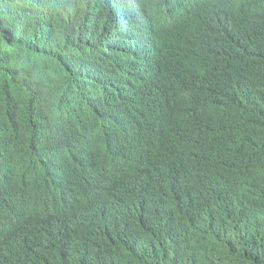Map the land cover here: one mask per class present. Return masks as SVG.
Segmentation results:
<instances>
[{
  "label": "trees",
  "instance_id": "1",
  "mask_svg": "<svg viewBox=\"0 0 264 264\" xmlns=\"http://www.w3.org/2000/svg\"><path fill=\"white\" fill-rule=\"evenodd\" d=\"M34 2L0 0V264H264V0Z\"/></svg>",
  "mask_w": 264,
  "mask_h": 264
},
{
  "label": "clouds",
  "instance_id": "2",
  "mask_svg": "<svg viewBox=\"0 0 264 264\" xmlns=\"http://www.w3.org/2000/svg\"><path fill=\"white\" fill-rule=\"evenodd\" d=\"M218 122L215 130H212L211 126L209 129L210 133V140H215L217 138L219 139H229L232 137H235L239 134V131L237 129L238 119L233 114H226L224 117L220 118V113L217 115L214 114V116L211 118V120L208 122L207 126L211 124H214ZM140 234H143V230H139ZM146 242L147 240H144Z\"/></svg>",
  "mask_w": 264,
  "mask_h": 264
},
{
  "label": "bare ground",
  "instance_id": "3",
  "mask_svg": "<svg viewBox=\"0 0 264 264\" xmlns=\"http://www.w3.org/2000/svg\"><path fill=\"white\" fill-rule=\"evenodd\" d=\"M44 2H45V0H43ZM54 2L56 1V0H53ZM136 1V0H135ZM117 3V2H116ZM36 4H37V0H35V2H34V5H33V7H34V9H36ZM43 4V3H42ZM120 25H122V23H120ZM80 39V38H79ZM78 39V40H79ZM144 55L147 57V55L144 53ZM146 61V60H145Z\"/></svg>",
  "mask_w": 264,
  "mask_h": 264
}]
</instances>
